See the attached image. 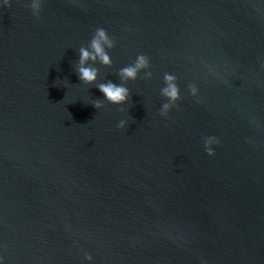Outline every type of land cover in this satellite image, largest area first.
<instances>
[{"label":"water","instance_id":"95a60500","mask_svg":"<svg viewBox=\"0 0 264 264\" xmlns=\"http://www.w3.org/2000/svg\"><path fill=\"white\" fill-rule=\"evenodd\" d=\"M31 3L0 0V264H264V0ZM98 28L124 104L78 77Z\"/></svg>","mask_w":264,"mask_h":264},{"label":"clouds","instance_id":"9594fccd","mask_svg":"<svg viewBox=\"0 0 264 264\" xmlns=\"http://www.w3.org/2000/svg\"><path fill=\"white\" fill-rule=\"evenodd\" d=\"M5 5L11 7V0H4ZM33 14L39 15L41 11V3L40 0H32L30 5ZM111 49L115 46L114 41L109 38L107 32L103 28H98L96 30L94 38L91 40L90 49L86 47H82L79 50L80 58L79 63L77 65V74L79 79L85 84H96L98 80V69L95 67L88 66V62L91 60L93 62L99 61V63L105 66H111L112 59L108 52L106 51V47ZM149 67L148 58L144 55H140L137 57L136 63L134 66H129L122 68L119 72V76L121 80H135L138 78V73L145 68ZM150 76L151 74L148 73ZM166 87L162 89V95L168 98L169 103H164L160 110L161 116H167L169 111L172 109L176 102L180 99V90L175 82L176 78L172 75H165ZM96 87L103 93L104 97L108 102L116 105L124 104L128 101L130 96V91L128 88L123 85H117L111 81L107 83H99L96 84ZM192 94L196 95V88L194 86H190ZM94 107L99 109L101 108L102 102L95 101L93 103ZM126 126V121H120L117 125L118 128L123 129ZM213 142L218 143L214 137H208L205 140V149L209 155H214V151L211 148V144ZM90 259V257H89Z\"/></svg>","mask_w":264,"mask_h":264}]
</instances>
